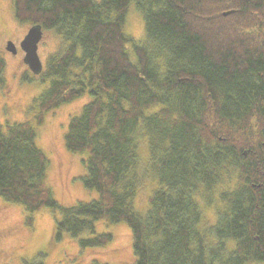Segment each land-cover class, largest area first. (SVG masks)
Listing matches in <instances>:
<instances>
[{"label": "trees", "instance_id": "16d2710c", "mask_svg": "<svg viewBox=\"0 0 264 264\" xmlns=\"http://www.w3.org/2000/svg\"><path fill=\"white\" fill-rule=\"evenodd\" d=\"M11 5L18 23L40 25L60 42L37 75L46 87L32 120L0 123V198L23 209L25 227L48 209L52 239L86 235L81 250L111 241L96 234L97 222L126 225L132 264L264 263V0ZM129 11L140 15L142 42L125 32ZM4 71L0 58V90ZM86 95L63 141L85 155L80 182L97 199L63 207L48 185L37 127ZM142 143L157 185L139 214ZM204 208L214 221H204Z\"/></svg>", "mask_w": 264, "mask_h": 264}, {"label": "rangeland", "instance_id": "374dc122", "mask_svg": "<svg viewBox=\"0 0 264 264\" xmlns=\"http://www.w3.org/2000/svg\"><path fill=\"white\" fill-rule=\"evenodd\" d=\"M138 16L133 11L128 12L125 32L136 42H142L144 41L143 24L139 19L140 15ZM29 27V24H20L14 19L11 0H0V58L5 62V85L0 90V123L31 121L34 116V112L30 109L32 102L46 87V83H42L39 77L33 75L22 62L24 53L19 44ZM8 41L14 44L16 54L6 50ZM59 43V39L52 32L43 31L37 50L42 66L47 57L58 49ZM87 101L86 95L47 112L43 117V124L37 127V146L49 161L48 185L54 200L63 207L97 199V194L84 189L80 182L85 175L81 162L85 155L67 152L63 141L69 119L78 114ZM139 156L140 184L134 203L135 211L144 214L148 208V197L157 184L155 179H151L152 174L145 167L148 156L145 143L140 146ZM202 213L205 222L214 221L213 209L204 208ZM32 217L33 227H25L23 209L0 198V264H24L38 259H41L42 264H90L92 261L132 264L134 262L131 232L124 224L111 225L104 221L97 222L96 234H110L111 241L101 248L81 250L78 241L86 235L80 238L64 236L59 242L52 239L54 214L51 211L42 209ZM39 254L44 257H38Z\"/></svg>", "mask_w": 264, "mask_h": 264}, {"label": "water", "instance_id": "95a60500", "mask_svg": "<svg viewBox=\"0 0 264 264\" xmlns=\"http://www.w3.org/2000/svg\"><path fill=\"white\" fill-rule=\"evenodd\" d=\"M42 36L43 30L40 25L31 26L19 44L21 51L24 53L22 62L34 75H38L42 71V63L37 54ZM6 50L11 54H16V48L10 41L6 44Z\"/></svg>", "mask_w": 264, "mask_h": 264}]
</instances>
